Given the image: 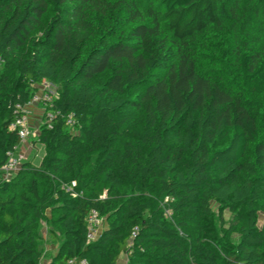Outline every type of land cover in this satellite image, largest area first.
I'll return each mask as SVG.
<instances>
[{"label": "trees", "instance_id": "trees-1", "mask_svg": "<svg viewBox=\"0 0 264 264\" xmlns=\"http://www.w3.org/2000/svg\"><path fill=\"white\" fill-rule=\"evenodd\" d=\"M43 83L40 168L0 183V264L41 263L42 222L65 235L52 263L264 264V0H0V169ZM215 203L239 211L234 246Z\"/></svg>", "mask_w": 264, "mask_h": 264}, {"label": "rangeland", "instance_id": "rangeland-1", "mask_svg": "<svg viewBox=\"0 0 264 264\" xmlns=\"http://www.w3.org/2000/svg\"><path fill=\"white\" fill-rule=\"evenodd\" d=\"M244 1V0H243ZM46 84V83H45ZM45 84L35 85V92L40 91L41 87L46 88ZM49 85V84H47ZM34 90V86L32 87ZM54 97L58 96V88L54 86L53 89ZM30 115V122L33 132H41L42 126L47 123V118L45 117L47 111L40 106H34L28 110ZM39 137V135H38ZM39 138L31 137L26 139L17 148L18 153H25V161L31 162L33 168H40V161L44 155V145L38 142ZM98 161H94L96 164ZM23 166V164H22ZM22 166L18 171L9 176V178H16L22 169ZM215 211L214 221L211 224L213 232H215L214 239L221 241V243L227 244L229 246H234L240 239L238 232L239 221H238V209L230 210L225 209L221 211L219 206L215 203L213 205ZM167 218L172 220V212L167 211ZM48 216L51 218L52 211H48ZM259 225L262 227L264 225V210L260 212L259 215ZM109 226V220L107 216H103V226L102 232ZM65 240V235L55 229L51 224L42 222L39 227V245L44 253V262H51L58 258L62 253V244ZM131 246H136L140 248L136 241L130 240ZM132 254L123 252L120 256L119 264H127Z\"/></svg>", "mask_w": 264, "mask_h": 264}, {"label": "built area", "instance_id": "built-area-1", "mask_svg": "<svg viewBox=\"0 0 264 264\" xmlns=\"http://www.w3.org/2000/svg\"><path fill=\"white\" fill-rule=\"evenodd\" d=\"M45 84V83H44ZM49 84V85H47ZM46 88L41 87L40 91H36L30 102L22 106L20 104L17 105V108L22 112V114H17L15 119L11 124V129H15L19 131L22 142L31 137L38 138L39 132H33L29 109L34 106H40L44 110L47 109L48 106H51L54 100V85L50 83L45 84ZM49 119L52 118V114H49ZM47 118V122H49ZM66 121L68 125L75 126V121L73 115L66 116ZM25 161V153H18V151L9 152V159L7 163L0 169V183L3 180L10 179L9 176L15 173L20 169L23 162ZM76 182H73L72 186H76ZM102 199L107 198V192L103 194ZM87 225L88 232L87 237L88 240H96L101 235V230L103 226V216H101L100 212L97 209H92L87 216ZM39 264H90V262L85 258H69L63 263H52V262H41Z\"/></svg>", "mask_w": 264, "mask_h": 264}, {"label": "crops", "instance_id": "crops-1", "mask_svg": "<svg viewBox=\"0 0 264 264\" xmlns=\"http://www.w3.org/2000/svg\"><path fill=\"white\" fill-rule=\"evenodd\" d=\"M44 262V261H43Z\"/></svg>", "mask_w": 264, "mask_h": 264}]
</instances>
